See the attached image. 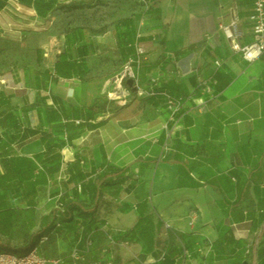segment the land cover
<instances>
[{"label": "crops", "instance_id": "0c3cea01", "mask_svg": "<svg viewBox=\"0 0 264 264\" xmlns=\"http://www.w3.org/2000/svg\"><path fill=\"white\" fill-rule=\"evenodd\" d=\"M234 1L248 44L254 0H0L1 214L52 184L92 212L53 229L71 264H264V55L218 30ZM137 43L138 86L111 99Z\"/></svg>", "mask_w": 264, "mask_h": 264}, {"label": "built area", "instance_id": "2783aa9c", "mask_svg": "<svg viewBox=\"0 0 264 264\" xmlns=\"http://www.w3.org/2000/svg\"><path fill=\"white\" fill-rule=\"evenodd\" d=\"M64 5H70L76 1L84 2L86 0H56ZM229 18L228 22L221 21L218 23V30L224 34L225 38L228 41L230 50L233 53H238L242 56V58L249 64L253 65L258 62L261 57L264 55V0H254L253 12L250 15L248 22L251 27V41L248 44H243L242 40L246 36V32L243 28V20L240 17L239 7L237 3L234 1L228 8L226 13ZM14 33L13 26L9 25L8 30L4 31V33ZM16 33V32H15ZM19 40L23 41L27 38V33L25 31L19 32ZM137 51V60L129 59L126 64L123 66L122 70L113 78V88L110 94H108L109 98L116 99L121 101L125 96V87L127 85L128 80L133 81L134 86H138V74L135 70V65H139L141 60L146 56L147 51L141 44L135 45ZM57 55H60L61 52L57 51ZM50 53L47 51L45 56L48 57ZM215 65L218 67L221 65L219 61L215 62ZM158 83V79H153L151 81L152 86H156ZM7 84V80L5 78L0 77V88ZM128 93V92H127ZM156 93L154 91L146 92L144 90L138 89L137 96H155ZM163 97L166 98V107L169 111H175L177 102L168 94L163 93ZM69 179V175L63 174L60 176L59 181L66 182ZM79 191L82 190L81 185L74 186ZM58 209L61 212L65 211V207L63 203H58ZM199 213L198 211H192L189 216V226L193 229L198 222ZM167 226H169L167 224ZM49 241V237H44L39 245L35 247L33 250L28 252L27 254L18 256L14 253H3L0 254V264H63V261L59 258L55 257H47L45 254H38L37 250L40 246H43L46 242ZM92 246V242L89 241L87 247L90 248ZM72 264H78L80 260V255L77 251H73L71 254ZM101 264V263H98Z\"/></svg>", "mask_w": 264, "mask_h": 264}, {"label": "rangeland", "instance_id": "374dc122", "mask_svg": "<svg viewBox=\"0 0 264 264\" xmlns=\"http://www.w3.org/2000/svg\"><path fill=\"white\" fill-rule=\"evenodd\" d=\"M3 35L15 38L16 35L20 34L12 32L4 33ZM32 55L33 53L29 52L28 60L30 64H32ZM58 189V186L52 184H49L46 187H39L38 192L35 193L36 198L32 203L29 201L31 197L24 198L23 200L14 197V200L7 204L8 206L14 207V209L9 210V214L6 213L0 215V219L4 218L11 224L10 229L5 224H0V240L2 243L7 245H27L28 236L30 234L35 233L46 226L54 229L58 222L63 224L65 221L59 216L58 209L56 208L57 203L55 196ZM14 193L24 195L33 194L31 191L19 187H14V189L11 190V194ZM53 238L54 236H51L48 242L38 248V254H46L47 257H61V250L58 248V245H54L55 241L52 240ZM14 254L21 256L24 255L25 252L19 250ZM63 258V264H71L68 259L65 257Z\"/></svg>", "mask_w": 264, "mask_h": 264}, {"label": "trees", "instance_id": "16d2710c", "mask_svg": "<svg viewBox=\"0 0 264 264\" xmlns=\"http://www.w3.org/2000/svg\"><path fill=\"white\" fill-rule=\"evenodd\" d=\"M16 174H19L20 171H14ZM25 174V173H22ZM20 175V174H19ZM64 207H65V211L61 212L58 211L59 216H61L63 218V223H72L75 220V217H80L82 219H87L88 216L92 213L89 210L85 209V207L75 201H69L67 203H64ZM5 211L0 212L4 213ZM0 224H5L8 228L11 227V224L7 221H5V219L0 220ZM57 225H61L60 222H58ZM83 228V225H80ZM53 233V229L52 227H44L41 228L39 231L32 233L28 236V242H27V246L23 247V248H13L9 245L3 244L0 241V254L3 253H16L19 250H23V252H25V254H27L28 252H30L31 250H33L35 247H37V245H39L40 241L44 238V237H50L52 236Z\"/></svg>", "mask_w": 264, "mask_h": 264}, {"label": "water", "instance_id": "95a60500", "mask_svg": "<svg viewBox=\"0 0 264 264\" xmlns=\"http://www.w3.org/2000/svg\"><path fill=\"white\" fill-rule=\"evenodd\" d=\"M127 83L132 86L133 85V81L132 80H128Z\"/></svg>", "mask_w": 264, "mask_h": 264}]
</instances>
